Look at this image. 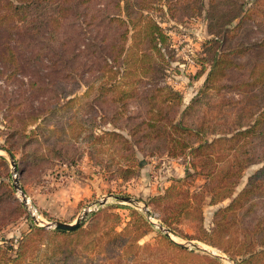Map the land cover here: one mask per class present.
Returning a JSON list of instances; mask_svg holds the SVG:
<instances>
[{
  "label": "rangeland",
  "instance_id": "rangeland-1",
  "mask_svg": "<svg viewBox=\"0 0 264 264\" xmlns=\"http://www.w3.org/2000/svg\"><path fill=\"white\" fill-rule=\"evenodd\" d=\"M210 1L215 0H138L145 8L133 10L149 15L167 36L159 53L152 50L146 57L148 63L153 59L157 62L154 69L143 75L133 74L129 65L125 70H119V77L123 74L122 85L129 93L124 106H120L122 102L108 101L120 87L106 92V88L98 90L95 86L86 97L71 103L65 104L66 100L60 99V111L43 123L38 120L37 123H41L39 128L34 124L24 126V123L29 113H44L54 103L52 92L56 88L39 82L42 81L39 78L41 74L35 73L34 69L14 73L11 62L0 55V264L16 257L20 246L23 255L19 256L18 263L22 264H179L176 251L170 249L162 239L163 235L197 254L192 258L195 264H201L202 258L198 255L202 254L217 256L221 264H242L248 258V254L235 255V250L230 253L233 258L229 257L221 250L222 246L215 247L197 240L196 237L203 236L197 220L181 218L166 226L160 218L173 214L169 202L153 205L147 200L160 194L173 179L184 177L187 171L188 180L179 189L183 193L188 191L193 201H201L204 196L202 227H212V215L227 205L231 198L209 204L206 189L235 182L234 176L224 177L231 162H235L236 173L240 172L232 197L235 196L245 186L246 177L257 168L256 165L243 169L244 166L240 165L244 157L249 156L241 152L246 150L251 154L249 159H258L264 153V140L255 132L248 133L252 134L251 137L241 135L233 143L234 150H221L226 144L218 143L208 149L215 153L207 158L204 155L192 158L188 153L189 144L199 143L197 134L189 136L185 133L184 141L189 144L183 147L164 141L157 144L156 140L146 144L134 141L138 135L134 124L140 120L138 114H145L146 105H139L133 97H142L147 88L154 85L169 86L182 97L181 105H174L173 112H170V116L179 119L177 113L197 96L205 77L196 75L200 69L198 59L203 56L205 40L212 37L207 30ZM224 1L229 4L226 8L218 7L217 3L218 8L215 9L238 7L241 3H248L252 8L249 17L237 27L234 33L237 39L232 42L245 45L263 37L264 0ZM214 13L217 19L218 11L214 10ZM236 21L216 31L232 30ZM130 43L128 39L127 44ZM130 56L131 52L126 57L127 61L134 59ZM253 59L254 55H241L237 63L243 67L230 70L227 81L219 73V80L225 79L228 84L230 81H248L247 69L244 68L249 67ZM94 76V73L77 76L78 83L64 84L63 90H73L70 97L82 95L85 91L83 82ZM32 79L39 81L31 86ZM249 90L250 86L244 82L238 89H226V95L217 93L220 99L232 97L237 101L233 108L238 110L248 104L246 94ZM218 99L210 95L202 99L201 103L189 109L184 123L196 125L204 117L208 119V126L212 124L216 130H221L219 123L222 118H215V107L210 106L215 105ZM112 109L119 113L114 114ZM106 130H116L126 141L120 137L106 138ZM170 132L179 134L178 129H170ZM2 148L12 151L15 169ZM190 163L195 166L190 167ZM127 166L131 171L122 175L121 167ZM206 173L212 176L206 178ZM205 183L208 187L204 189ZM150 188L157 192L152 194ZM115 196L130 197L134 203L120 202ZM247 198L261 202L254 212L261 215L264 212V188L253 187L252 195L242 200ZM241 212L237 209L227 213L225 223H229L231 215L238 216ZM113 214H118L119 219ZM79 217H82L80 228L73 232L64 229H61L64 232H59L53 224L56 221L74 223ZM237 225L234 221L228 228L232 239H236V234L241 231V226ZM32 227H41L42 230L24 239ZM257 249L263 248L258 246ZM251 264H264V255Z\"/></svg>",
  "mask_w": 264,
  "mask_h": 264
},
{
  "label": "trees",
  "instance_id": "trees-1",
  "mask_svg": "<svg viewBox=\"0 0 264 264\" xmlns=\"http://www.w3.org/2000/svg\"><path fill=\"white\" fill-rule=\"evenodd\" d=\"M223 1H210L208 7L207 30L212 37L205 40L203 56L198 59L200 69L196 75L203 74L205 77L197 96L177 113L179 119L170 116V112H173L174 105H181L182 97L178 91L169 86L154 85L147 88L142 97L139 95L133 97L139 105H146L145 114H138L140 120L133 127L138 132L137 137L134 138L135 142L142 141L146 144L148 141L156 140L157 144L164 141L183 147L189 144L184 141L185 133L189 136L197 134L199 136L196 137V141L199 143L197 145L189 144L188 153L190 156L192 155V158L197 155H204L207 158L215 153L214 150L208 151V149L218 143L226 144L220 148L221 150L228 152L234 150L233 143L241 135L255 132L258 137L264 140V35L252 43H245V45L232 42L237 39V35L234 34L237 27L249 17L252 8L247 5L248 3H241L238 4V7L224 9L229 4H225ZM217 3L218 7L224 8L215 9L218 8ZM142 8L145 7L140 5L138 0H0V55L2 58L4 56V60L11 62V70L14 73L22 69H34L35 73L41 74L39 78H42V81L32 79L31 86L39 81L56 88L52 92L55 98L54 103L46 108L44 113L38 111L29 113L24 126L34 124L35 128H39L41 123H37L38 120L43 123L60 111L62 106L59 103L60 99H65V104L71 103L76 99L86 97L95 86L98 90L106 88V92L120 87L117 94L108 101L110 103L122 102L120 106H124V100L129 93L122 85L123 74L119 77V70H125L129 65L135 75H143L152 71L157 62L155 61V63L153 59V62L148 63L146 57L152 53V50L159 53L161 45L167 38L163 33V28L157 22L142 11H137ZM213 9L218 11L217 19H215ZM235 20L237 23L232 27V30L228 28L224 33L216 31ZM128 39L131 40L130 44H127ZM229 43L230 46H227ZM129 52H131L130 57H134L132 61H127L126 57ZM241 55L245 57L254 55L249 67L244 68V70L247 69L248 81L225 83L224 80L227 81L226 76L228 77L227 74L230 70H238L243 67L241 63H237L238 57ZM159 56L161 55L159 54ZM89 73H94L95 76L90 81L83 82L85 91L82 95L70 97V94L73 95V90L67 91L70 93L63 90L64 84L69 82L76 84L78 77ZM219 73L221 77L225 76L223 81L219 80ZM244 82L250 86V90L246 94L249 102L245 108L240 107L238 110L233 108L237 101L232 97L221 99L218 97L217 92H221L223 95L226 89H238ZM209 95L216 99L219 98L215 105L210 106L215 107L213 116L222 118L219 123V127L222 129L216 130L217 128L212 124L208 126V119L204 117L197 121L196 125L185 124L184 116L189 112V109L201 103V100ZM142 98L143 100H141ZM112 112L119 113L113 109ZM220 113L222 115H219ZM170 129H178L179 134L172 135ZM31 132L33 133V130ZM210 134L214 136L207 139L206 136ZM248 135L251 137L252 134ZM109 137H120L125 140L116 130H106V138ZM250 143L251 141H249ZM2 149L11 156L13 155L10 149ZM241 153L244 156L247 154L249 157L251 156L250 152L248 153L246 150ZM168 154L175 155L170 152ZM249 157H244L240 166H244L243 169L256 165L258 167L246 177L245 186L235 196L232 197L236 181L240 178V172L236 173L238 170H235V162H231L230 168L224 174V177L234 176L235 182L226 183L224 186L214 185L209 189L207 188L208 183L203 185L204 189L207 188L209 204H218L231 198L227 205L218 208L212 215V227L210 228L202 227L201 207L204 196L201 201H193V197L188 191L183 193L179 189L188 180L189 172L187 171L184 177L173 179L160 191V194L149 197L147 201L153 205L169 202L170 212L173 214L160 218V221L166 226L169 227L171 221L181 218L197 220L203 235L196 237L197 240L215 247L222 246L221 250L229 257H232L230 254L232 250L236 251L235 255L248 254V258L241 263H254L264 255V212L261 215H255V208L261 205V202L257 199L242 200V198L252 195L253 187L264 188V153L256 160H251ZM123 158L127 160V156ZM194 166V163H190V167ZM130 171V166L120 169L122 175ZM210 176L206 173L205 177L209 178ZM253 181L259 182L253 183ZM219 187L222 189H218ZM237 209L242 212L238 216L231 215L228 218L229 223H225L227 213ZM113 215L119 219L118 214ZM234 221L241 226L239 228L241 231L236 234V239H232L228 235V228ZM79 228L68 232L76 231ZM41 230V227H32L31 232L24 239ZM57 230L64 232L61 229ZM162 237L170 249L176 251V257L180 260L179 264H195L192 258L197 254L192 250H186L181 244L172 241L165 235ZM218 238L219 241H217ZM222 243L226 245L223 246ZM258 246L263 249L258 250ZM20 255H23L21 246L16 251V257L7 262L1 261V263L16 264L19 262ZM198 257L202 258L201 264H221L215 255L202 254Z\"/></svg>",
  "mask_w": 264,
  "mask_h": 264
},
{
  "label": "water",
  "instance_id": "water-1",
  "mask_svg": "<svg viewBox=\"0 0 264 264\" xmlns=\"http://www.w3.org/2000/svg\"><path fill=\"white\" fill-rule=\"evenodd\" d=\"M8 154V157L10 159V162H11V165L12 167L15 169L16 167V164L15 162L12 160V156ZM16 188L18 189V186H16ZM22 194V197H23V201L25 202L26 199L24 198V195L23 193ZM115 198L120 201V202H128V203H134V200L131 199L130 197H126V196H115ZM103 203V202H102ZM86 212L83 213V215H85ZM81 218L82 217H79L76 219V221L74 223H66V222H61V221H56L54 222L53 224L55 225L56 228L58 229H64V230H73V229H76L80 223H81ZM166 234L169 235V232L166 231Z\"/></svg>",
  "mask_w": 264,
  "mask_h": 264
},
{
  "label": "crops",
  "instance_id": "crops-1",
  "mask_svg": "<svg viewBox=\"0 0 264 264\" xmlns=\"http://www.w3.org/2000/svg\"><path fill=\"white\" fill-rule=\"evenodd\" d=\"M258 167V166H257ZM166 183H168V182H166ZM152 191H153V188H150ZM157 192V190H155V191H153V192H151L152 194H154V193H156Z\"/></svg>",
  "mask_w": 264,
  "mask_h": 264
},
{
  "label": "built area",
  "instance_id": "built-area-1",
  "mask_svg": "<svg viewBox=\"0 0 264 264\" xmlns=\"http://www.w3.org/2000/svg\"><path fill=\"white\" fill-rule=\"evenodd\" d=\"M152 177L154 178V175Z\"/></svg>",
  "mask_w": 264,
  "mask_h": 264
}]
</instances>
